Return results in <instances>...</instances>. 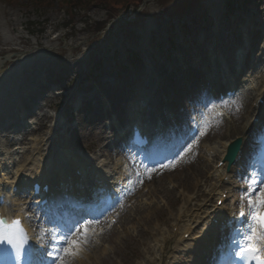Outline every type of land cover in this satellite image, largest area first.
<instances>
[{
	"label": "rangeland",
	"instance_id": "374dc122",
	"mask_svg": "<svg viewBox=\"0 0 264 264\" xmlns=\"http://www.w3.org/2000/svg\"><path fill=\"white\" fill-rule=\"evenodd\" d=\"M108 1L107 8L98 2H94L89 7L83 6L74 16L72 22L74 24L69 28H65L64 25L71 20V17H69L66 7L62 5L63 0H55L51 5L38 0H0V57L18 54L13 55L11 57L12 61L5 64L6 69H11L8 77L13 76V83L15 81L14 84L19 86L22 79L17 77L18 74L23 70L24 65L30 66L34 77L29 79L28 84L34 83L32 84V91H37L32 104L40 100L41 105L44 107V114L52 117L53 113L50 107L58 101L64 110L62 109L58 115L56 114L55 120L64 122L66 118L68 119L71 116L70 123L65 125L67 127H61L56 133L37 127L38 119L32 120V128L37 129L26 135V144L30 149V146L33 145L32 141L42 142V144L44 142L45 146L41 148V153L47 154L49 158L54 157L64 161L73 155L82 160V163L95 159L97 157L95 155L100 157L99 151L106 145L108 147L104 155L110 154L113 156L112 160H106V162H109L110 168L113 169L117 165L118 171L124 169L130 178L131 186H135L133 194L127 199L125 210L129 212L136 200L143 201L144 205L155 202L163 210L162 214H152L154 225L159 228V232L156 233L155 238L149 240L143 237L136 238V234L130 237L124 235L122 227H127V225L124 224L122 210L120 209L123 205L119 209H115L106 218L82 220L77 226L89 221L103 220L105 222L93 229L94 232L101 234L105 232L103 241L100 242L99 238L101 237L92 239L99 245L98 247L101 250L106 249L108 252L104 257V261L99 264H163V260L172 251L173 244L176 242L175 237L177 235L173 233L174 226L178 225V228L183 229L188 225L194 227L199 224L201 230L199 234H194L193 237L198 241L206 238L202 243L206 246H198L197 248L201 249L198 252L196 251L192 259L184 257V253L178 256L176 260L174 259L176 264H196L200 260L199 255L204 249L210 250L211 247L215 249V245H212V239L215 236L213 237L214 234L209 235L208 233V223L211 218L208 220L204 218L207 215L211 216L212 213L210 212H213L212 208L220 198L217 193L219 175L213 177L215 163L218 158L208 154L205 148L218 146L222 141L227 142L226 137L229 136H231V140L239 137L237 132L230 134L229 130L231 126L238 123V119H244L245 114H238L243 104H239L237 107L228 105L230 112H227L224 119L217 124L208 121L210 124L206 126V134L199 135L194 144L188 146L180 156L174 159L163 158L173 150L172 147L166 148L161 152L163 155L160 157L161 160L155 165H151V167L146 165L137 169L139 165L136 160L141 158L131 159V157L126 156V153H123V157L118 156L116 150H114L113 140L109 139L108 142L103 144L101 140L106 139L105 136L116 134L120 131L119 124L126 122L125 116L129 113L121 112L119 108L127 109L129 106L128 101H123V98L127 94L133 97V87L137 89L141 86L140 79L144 74L140 75L138 73L145 70L142 59L151 66L150 71L146 72L152 73L150 76H154L156 81L153 84H156L158 96L160 95L157 100L159 103L157 107L162 111L160 114L164 115L159 116V118L163 121L161 126L167 143L187 133L190 130L191 121L195 116H198L201 109H205L207 113H213L219 108L220 101L207 102V87L199 88L200 82L195 80L196 72L191 74V71L187 70V73L181 74L183 78H179L171 73L169 67L178 71L177 68L180 65L189 67L195 64V59L205 60L202 50L195 49L200 47L194 45L197 43L195 38L200 35V30L210 34L212 30L218 28L221 32L220 39L223 40L225 32L235 31L234 28L239 26L242 21L241 16L245 17L246 21H242L244 23L240 24V28L249 24L252 20H264V0H234L232 4H229L228 0H217L222 4L221 7L216 6V0ZM226 4L230 6L227 11L224 6ZM108 7H113L114 10L110 11ZM10 21H14V24H8ZM6 36L10 39L8 45L4 43ZM146 42L150 43L151 49L147 50L143 47ZM250 43L253 45L256 43L263 44L264 38L262 35H258V38L251 39ZM231 45L226 44L223 48L220 47L218 51H230L229 46ZM232 52L231 50L230 53L232 54ZM152 57H154L153 61ZM180 58H184V60L177 61ZM225 58V62L229 66L231 56ZM44 65H47L46 68L43 67ZM43 68L47 71V78L41 80L39 75L40 70ZM65 68H70L75 72L70 74ZM105 68L111 72L109 76L111 75L114 80L112 86L120 87L113 88L116 90L112 93L110 92L111 86L108 85L107 88V85H104V91H98V94L106 99L104 102L102 99H98L96 103L91 102L79 106V109H69V105L66 104L67 97L62 100H57L54 94L49 97L50 90L44 86L45 83L47 86L68 91L77 87L82 89L95 87L97 89L96 84L106 80L104 77ZM152 68L154 69L152 70ZM168 72L170 73L168 74ZM229 74L235 77L231 69ZM25 80L23 79V81ZM251 82H254V79L246 77L240 80L238 84L244 85ZM204 83L207 86L206 81ZM257 83L259 81L254 83L256 87ZM28 84L26 87H28ZM197 85L198 87H196ZM99 87L102 89L101 86ZM151 87L152 84H149L148 88ZM26 89L31 93V89ZM98 103L103 105L106 103L105 111L117 112L116 115H107L110 116L108 120L104 111L99 114L101 105ZM27 107L31 108L32 106L28 105ZM89 108L92 110L90 114L88 112ZM50 125L51 123H48L47 128ZM98 125H102L105 131H100ZM13 137L20 138L18 135ZM52 139H56V141L48 148L46 146L47 142ZM0 147L10 156L13 155L12 160L15 167L12 168L13 174L10 175L12 177L16 170L23 165L27 152L22 155L24 147L16 144L15 141H8L6 137H0ZM189 148H191V151H188ZM201 156L205 158V173L199 184L202 186L200 193H204V196L198 193L199 189H185L186 191H184L183 188H178L175 195L180 199V202H168L169 199L166 193L160 196L159 199L154 197L151 199L150 196L139 199L140 190L143 189V192L148 190V187L145 188V186L149 184L143 181L146 171L159 172L154 177H157L155 179L156 183L163 184L162 187L165 188H172L176 184L173 179H182L187 167H200L202 163L200 162ZM37 159L38 162L31 169L46 165V159L42 160L39 155ZM102 162H105V160H102ZM164 165H169V167H164ZM240 171L242 172V170ZM256 173L257 171L248 170V174L244 175L242 180L250 182L248 177L251 176L256 179ZM139 181L143 182L140 187H138ZM87 183L86 186L88 185V187L94 184L92 180ZM230 190L231 198L227 209L232 211L228 210L225 226L232 224L234 229H240L244 227V224L243 220L239 218V213L243 210L247 215V200H242V193L235 188V185L231 186ZM197 195L199 198L198 201L196 200L198 207L187 211L188 205L193 199L197 198ZM234 204H236L235 207ZM241 204L244 205L243 209ZM30 216L33 218V214ZM179 216H186L181 220V223L175 221ZM191 216L195 217L194 221H191ZM110 217L116 219L117 223H112ZM43 220V223H39V220H37V225L33 227V230L37 235L38 248L43 246L44 251H49L52 248L54 238H62L69 232L65 229L64 222L59 223L60 221H58L56 223L55 220L49 218ZM205 230H207V233L204 232ZM51 232L54 234H51ZM226 238V243L215 249L219 253H215L216 256H220L224 249L230 248L232 245H230V239L233 238V234L226 236ZM236 238L238 240V237ZM165 239L168 240L162 252L161 248ZM42 240L45 241L43 245ZM94 245L92 248H94ZM147 249H150L151 252L149 253ZM220 249L221 251H219ZM88 253V249L81 241L77 258L75 256L67 259L71 264H92L88 260Z\"/></svg>",
	"mask_w": 264,
	"mask_h": 264
},
{
	"label": "bare ground",
	"instance_id": "6f19581e",
	"mask_svg": "<svg viewBox=\"0 0 264 264\" xmlns=\"http://www.w3.org/2000/svg\"><path fill=\"white\" fill-rule=\"evenodd\" d=\"M14 24V21H10L8 22V24ZM216 33V32H215ZM220 35L219 32L216 33V35ZM212 34H210L208 37H211ZM226 36H224V39ZM9 37L6 36L5 38V44L8 45L9 44ZM218 47V46H217ZM259 52L256 54L257 56H255V59H258V61L262 62L264 64V49H259ZM240 59L243 58V54H239ZM257 62V61H255ZM261 64V63H260ZM2 65L3 63H1L0 60V68L2 69ZM217 66V65H216ZM45 67V65L43 66ZM254 67V66H253ZM22 68V67H21ZM5 69V67H4ZM66 69V68H65ZM106 71H108L107 68H105ZM253 69V68H251ZM67 72H69L70 74L72 72H75V70H70V68L66 69ZM253 70L249 69V72H251ZM10 73V69L9 70H4V72L2 74H0V88L6 87L7 86V82L8 79L6 76ZM253 74H256L255 71L252 72ZM73 74V73H72ZM19 78L22 79L20 84L22 86H18L17 89H25L26 88V84L29 82V79H31L32 77H34V73L31 71L30 66H23V70L18 74ZM256 81H259V87H256L254 84L250 83L247 85H236L233 87H237L236 91L234 92L236 97L235 100L232 102H227L225 101V103L221 104V111L224 110L227 112H230V108H228V103L233 105V106H238L239 104H243L242 109L240 110V113L238 114H245V120L240 118L238 119V123L235 124V126H231L230 127V134L231 133H236L238 134V136L240 138H242V142H243V146H242V151L240 153V157H239V161H242L243 157L246 156L248 153V151L250 150L249 148H247L246 146L250 145L252 143V138H256L257 135L261 134L264 135V130H262V132L259 133V127L260 125L264 124V107H262L260 105V101H264V75H262L261 77L259 76V74L257 73L256 75H254V77ZM6 81H5V80ZM23 79H26L25 81H23ZM261 79V80H259ZM155 79L151 80L148 82V84H152V82H154ZM219 86L217 87L216 83L213 87L212 93H214V95L212 94V96H218L217 91H219ZM154 88L152 89H147L144 90V92H141L140 96H142V102H144L145 107L142 110H138L136 111V115L132 118L133 122H138V119H141L147 112V107L149 105V107L152 104V101H154V97H152ZM10 94L7 95V98L9 97ZM222 96H226V94H223L221 96L218 97H214L213 100L216 99H220ZM131 97L130 96H126L124 99L126 101H128ZM7 99H2L0 100V102H5ZM96 100V95H92V97L90 99H85L83 101H81V105L82 104H89L91 102H94ZM231 100V99H228ZM262 104V102H261ZM254 105V107H253ZM37 111L40 112V117H41V121H39V127L41 129H46L48 130V132H58L61 127L60 124L62 123L61 120H54V118L48 116L47 114H44L42 108L40 106H38ZM104 110H100L99 114H101ZM119 111H123V109H119ZM0 112L4 113V110L2 108V106H0ZM89 114L92 112L91 108H89L88 110ZM248 117V118H247ZM224 118V117H223ZM244 118V117H243ZM213 119V124H217L220 120L218 118V114H216V116L214 114L209 115L208 119H205L206 121L212 120ZM53 122L48 128H47V124ZM99 124V123H98ZM66 125V124H65ZM99 126V127H98ZM96 127L100 128V131H105L104 127L102 125H98ZM95 127V128H96ZM251 127L252 129L249 131L247 130V128ZM23 128V127H22ZM20 128V132L19 133H24L22 131H24L25 129ZM40 131V130H39ZM203 130L201 129L200 133ZM34 132V130L32 131ZM10 133H7V135H9ZM22 136V135H21ZM118 137V136H117ZM106 139L101 140V143H105L109 141V138L107 136H105ZM22 140H18L16 141V144L24 147V151L22 153V155L26 154L27 152V157L24 158L23 160V165L20 167V169L16 170L15 174L10 177V175L13 174L12 172V165H13V160H12V156H10V154L8 153H4L2 154V150L0 148V155L2 157V159L0 160V199L4 198V204L2 206H0V218H3L5 220H7L8 222H11L13 218H20L23 222L26 223L30 233H31V239H32V247H33V252L36 254V258L38 259V253L36 250L37 247V235L34 234V232L31 230L30 228V222L33 223L34 227L37 225V220H39V223H43V217L41 215L43 211V207L39 206L38 203L37 204H32V202L34 203V200L31 197V194H28L27 191H29V189L34 187L35 183L40 184V186L44 187L47 186L50 183H53L55 186L56 184L59 185V183H63V189L62 191H67V194H65V196H67L68 200L70 197H73L71 195V193L75 194L77 192V187L81 188V184H77L75 181L77 180V177L75 175V166L77 165L78 167L81 168V171L83 172V176L87 177V176H91V180L92 182H94L93 186H99L100 184H102L104 181H108V184H113V182H110V178L114 177L116 178L117 182L119 183V185L113 187L112 189H110L111 193L117 194V195H121V193L123 192V190H128L130 187V183H128V176L126 174V172L124 171H118V169L116 168L117 165L112 169L109 166V162H106V160H112L113 156L110 154L104 155V152H106V149L108 146L104 145L103 149H101L99 151L100 153V157H98V155H95L97 157H95V159L91 160L90 162H86V163H82V160H80L79 158H76V156L70 157L69 159H65L64 161L58 160L57 158H49L47 156V154H42V150L41 148L43 146H45L44 142L42 144V142H38V141H32L33 145L30 146V149L28 148L27 144H26V134H24L21 138ZM111 139V138H110ZM226 141L227 142H223L220 143L218 146H213V147H206V151L208 154H216L217 157L220 156V158L223 157V155L226 152V146L229 144L228 141H230L232 138L231 136L226 137ZM262 139H264V136L262 137ZM14 140L11 139V142H13ZM262 141V140H261ZM261 141H258V144H261ZM54 143L53 140H50L47 142V147L49 148L52 144ZM21 147V148H22ZM252 149V148H251ZM103 152V153H102ZM36 154V156H35ZM122 154V153H120ZM18 155V154H16ZM21 155V157H22ZM40 156L42 158V160L44 159H48L46 162L45 166H40L36 169H31L32 166H34L37 162V156ZM105 158V159H104ZM209 158V157H207ZM205 158L203 156H201L200 158V162H202L200 164V167H187L184 173V177H182V179L180 178H175L173 179V181L176 183L175 186H173L172 188H165L162 187L163 184H158L156 183V178H154L159 172H154V171H146L145 175H144V183H148L149 185L146 184L145 188L148 187V190L146 192H143V189L140 190V197L139 199L143 198L144 196H150L151 199L154 198H160V196H162L163 194H167L168 197V202L173 201V202H180V199L177 198V196L175 195L176 190L178 188H183L184 191L186 190H198V193H200L202 190V186L199 184V181L202 180L203 175L205 173V168H204V160ZM11 160V161H10ZM102 160H105V162H102ZM137 164L139 165L140 169L141 166L146 165V163L142 160H136ZM79 163V164H78ZM151 163L147 166V167H151ZM211 166V165H210ZM227 167V164H225L222 168H220V171H225ZM14 168V167H13ZM90 168H93L94 171H89ZM149 169V168H147ZM263 171V170H262ZM157 173V174H156ZM219 173V171L216 170L215 167V171L214 174ZM236 173V169L232 168L231 172L229 175H225V177H228L229 180H231L233 182V175ZM112 174H114L112 176ZM70 179L71 182H66V180ZM143 182L139 181L138 183V187L141 186ZM198 183V185H197ZM88 184V183H87ZM231 186V182L229 181L227 184H219L217 186V193L218 195H220V200L221 196L223 194H225L227 191L230 192V188L229 186ZM73 186V187H72ZM72 187V189H70ZM86 188V186H85ZM24 189V190H23ZM186 189V190H185ZM31 190V191H32ZM54 190V189H53ZM79 191H81V189H79ZM22 192H24L25 195H27L26 198H24V195L22 194ZM139 193V192H138ZM132 194V193H131ZM202 194V196H204V193H200ZM64 196V197H65ZM79 196H81V198H79L80 200L78 201V207L80 209L83 208V205L81 203V201H84V197L83 194L80 193ZM49 197V195H48ZM60 198H63V195L59 194ZM73 201L72 204L73 205H77V202L75 201L76 198L73 197ZM129 198V195L127 196V198L125 199L123 204V207L120 208L122 210V214H123V218H124V224L127 225V227H122L123 228V233L126 237H130L133 234H136V238L139 237H143V238H147V240L149 239H153L156 236V233L159 232V228L154 225V219L152 217V214H162L163 210L161 208H159V206L155 203V202H151L150 204H145L143 203V201H139L136 200L135 204L131 207V210L128 212L127 210H125V206L127 203V199ZM230 198V196H229ZM228 198V200H229ZM198 195L197 198L193 199V201H191V203L188 205L187 207V211H190V209L196 208L198 207V205L196 204V200L198 201ZM104 201V200H102ZM114 202V200H113ZM227 200L224 201V205L217 210V214L216 217H221L222 215L226 216V207H227ZM61 204V199L59 200L58 206ZM48 206V205H47ZM52 206V205H51ZM95 207H100L99 205L95 206ZM55 208V207H54ZM111 208V207H110ZM109 208V209H110ZM108 209V210H109ZM47 211H51L50 209ZM66 212L68 211V209L65 210ZM29 213L33 214L34 220L32 221L30 219V215ZM66 215V213H65ZM186 216H179L178 219L176 218L175 221L181 223V220L183 218H185ZM192 220H195V217L191 216L190 217ZM209 219V216H207V218ZM221 225L224 224V222H220ZM219 223V224H220ZM84 224L88 225L89 228V234L87 237L86 241L82 240L83 245H85V247L88 249L89 253L87 254L88 260L92 262V264H99L102 263L104 261V257H106L107 255V250H101V248H99L98 244L95 243V241H93V238H99L100 242L103 241L104 239V233L101 234H97L98 232L94 233L91 229L97 228L98 226H101L103 223V220L98 221V222H86ZM83 224V225H84ZM232 225H229L227 227L222 226L223 228H218L216 226H211V228L215 229L214 231V238L212 239V241L215 243L217 241L216 237L218 235H220V233L222 234V232H225L226 229L230 228ZM178 226H174V228H177ZM82 227H81V231H82ZM201 230V225L197 224L196 226L192 227V225H188L185 227V229H183V233L181 234L180 239L176 240L175 242V248L172 251V258L174 259V257L176 255L180 256L183 255L182 253H184V257H187V259H192V255H195L196 251L198 252L200 249H198L197 247L201 245V247H204L205 245L203 243V241H198V240H193V237H191L189 240H187L186 242L183 239V236L185 234H191L192 232L194 234H199V231ZM207 231V230H206ZM111 233V231H110ZM52 234V232H51ZM113 234V232H112ZM57 239V238H56ZM59 239V238H58ZM91 240V242H90ZM168 240V239H167ZM167 240L165 239L163 241V247L161 248V251L163 252L166 244H167ZM108 241V240H107ZM45 241L42 240V245L44 244ZM193 242V244H192ZM181 245L180 244H183ZM96 244V245H94ZM94 245V248H92ZM58 246V245H57ZM234 248L239 246L238 244H234L233 245ZM39 249L41 251H44V247L41 246L39 247ZM147 251L150 253L151 250L147 249ZM215 251L213 250V248L211 250H203L200 253V257L201 259H204V256L207 255L210 256L211 254L213 255ZM100 255V256H99ZM99 256V257H98ZM77 258V256H76ZM177 256L175 257L176 260ZM224 257L222 258L223 261ZM49 261V262H48ZM51 261H53V259L51 257L47 258V262L50 263ZM47 264V263H46ZM55 264V263H52ZM69 264H71L69 262ZM153 264V263H152ZM170 264H176L175 262H172ZM197 264V263H196Z\"/></svg>",
	"mask_w": 264,
	"mask_h": 264
},
{
	"label": "snow or ice",
	"instance_id": "6c2138e0",
	"mask_svg": "<svg viewBox=\"0 0 264 264\" xmlns=\"http://www.w3.org/2000/svg\"><path fill=\"white\" fill-rule=\"evenodd\" d=\"M206 131L207 127L201 135L206 134ZM188 151H191V148ZM164 167H169V165H164ZM248 179L250 181L248 189L242 193V200H247L248 212L247 215L243 210L239 213L244 227L238 229L240 239L232 241L239 245L234 254L244 261V264H264V180H257L251 176ZM243 207L244 205L241 204L242 209ZM88 234L87 224L77 226L66 236L59 239L54 238L51 251L37 250L38 259L30 264H46L48 257H51L56 264H69L67 258L79 254L81 241H86ZM27 241L28 236L21 220L15 219L9 223L0 218V252L7 254L11 249L17 261L24 258L25 254L32 256V250L26 249Z\"/></svg>",
	"mask_w": 264,
	"mask_h": 264
},
{
	"label": "trees",
	"instance_id": "16d2710c",
	"mask_svg": "<svg viewBox=\"0 0 264 264\" xmlns=\"http://www.w3.org/2000/svg\"><path fill=\"white\" fill-rule=\"evenodd\" d=\"M40 2H45L49 5H51L52 2H54L55 0H38ZM118 1V0H117ZM141 1V0H140ZM233 0H229V2H232ZM94 2H98V3H101L103 6H107L109 5V1L108 0H63V6L66 7V11L67 13L69 14V17H71L68 21V23L65 25L67 28L74 24L72 23L73 20H74V16L76 14V12L79 10L80 11V8H82L83 6L84 7H89L91 6ZM107 8V7H106ZM110 11H113V7H108ZM83 9H86V8H83ZM65 12V10H64ZM33 25V24H31ZM30 25V26H31ZM101 26V25H99Z\"/></svg>",
	"mask_w": 264,
	"mask_h": 264
},
{
	"label": "water",
	"instance_id": "95a60500",
	"mask_svg": "<svg viewBox=\"0 0 264 264\" xmlns=\"http://www.w3.org/2000/svg\"><path fill=\"white\" fill-rule=\"evenodd\" d=\"M7 60H8L7 58H4L3 61H1V63H4ZM0 71H1V69H0Z\"/></svg>",
	"mask_w": 264,
	"mask_h": 264
}]
</instances>
